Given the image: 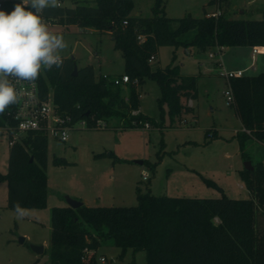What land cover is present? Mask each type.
Here are the masks:
<instances>
[{
	"label": "trees",
	"instance_id": "trees-1",
	"mask_svg": "<svg viewBox=\"0 0 264 264\" xmlns=\"http://www.w3.org/2000/svg\"><path fill=\"white\" fill-rule=\"evenodd\" d=\"M64 2L74 5L63 6ZM59 3L45 10L44 22L110 35L131 80L125 97L122 86L103 77L96 80L91 66L74 75L75 61L69 58H62L61 67L41 72L42 98L51 97L59 114L71 116L74 123L86 122L87 129H93L96 120L109 125L114 119L131 116L128 128L152 120L140 112L132 116L140 110L135 79L140 85L146 79L158 84L162 121L166 114L173 123L182 113L194 112L182 100L197 99V76L181 74L175 53L166 68L152 71L149 60L160 47L203 51L264 47V8L260 20H236L223 13L216 18L172 19L166 16L162 0H157L153 16L148 18L133 15V0ZM138 36L145 40L140 42ZM228 85L234 96L231 106L243 128L237 135L243 160L251 161L245 150L249 140L262 146L264 156V72L231 78ZM3 115L0 126L7 120ZM53 164L69 163L55 158ZM252 165L253 170L240 171L250 194L246 200L231 199L220 188L222 196L214 199L155 196L139 190L134 207H54L48 264H97V250L105 238L113 239L121 249L120 259L128 250L142 251L146 264H264V160ZM47 166L48 141L42 132L26 134L10 146L8 171L0 172V182L7 184L9 209L14 210L17 203L23 209L47 207Z\"/></svg>",
	"mask_w": 264,
	"mask_h": 264
},
{
	"label": "rangeland",
	"instance_id": "rangeland-1",
	"mask_svg": "<svg viewBox=\"0 0 264 264\" xmlns=\"http://www.w3.org/2000/svg\"><path fill=\"white\" fill-rule=\"evenodd\" d=\"M162 1L166 16L172 19L203 18L216 11L219 3L221 13L231 19L260 20L254 9L264 7V0ZM14 2L18 0H0V9L11 11ZM156 3L157 0H133V15L152 17ZM73 5L63 3V6ZM46 24L52 33L63 35L68 48L60 55L73 57L78 69L91 66L96 80L125 74L122 53L110 35L77 26ZM174 53L181 74L197 76V99L182 100L183 104L193 107L194 112L182 113L173 123L166 114L162 121L158 107L160 88L156 82L146 79L137 91L142 95L139 112L152 119L146 122L149 128H144L145 123L126 127L127 122H133L131 116H126L122 121L109 122L107 129L77 125L67 142L49 136L46 208L25 209L26 214L17 218L15 210L7 207V184L0 182V264H48L51 210L67 207L66 197H81L79 201H86L83 204L87 207H134L138 204L139 190L155 196L214 199L222 196L221 189L231 199L250 198L240 177L245 161L237 135L243 128L224 95L229 85L223 74L252 63L244 75L257 76L264 72V59L258 55L253 59L247 47L203 51L163 46L150 62L151 70L166 68ZM123 89L127 97V88ZM137 115L132 113V116ZM245 150L252 164L264 160L262 146L254 140L247 141ZM9 151V137L1 133L2 174L8 171ZM55 158H63L69 164L56 166ZM32 246H43L44 254H36ZM121 253L113 239L105 238L97 250V264H146L142 251L128 250L123 259H120ZM102 256L105 262L99 260Z\"/></svg>",
	"mask_w": 264,
	"mask_h": 264
},
{
	"label": "clouds",
	"instance_id": "clouds-1",
	"mask_svg": "<svg viewBox=\"0 0 264 264\" xmlns=\"http://www.w3.org/2000/svg\"><path fill=\"white\" fill-rule=\"evenodd\" d=\"M58 6L59 0H18L11 11L0 9V115L18 102L16 83L34 85L42 71L62 66L68 43L43 19L46 9ZM14 210L17 218L26 214L19 203Z\"/></svg>",
	"mask_w": 264,
	"mask_h": 264
},
{
	"label": "built area",
	"instance_id": "built-area-1",
	"mask_svg": "<svg viewBox=\"0 0 264 264\" xmlns=\"http://www.w3.org/2000/svg\"><path fill=\"white\" fill-rule=\"evenodd\" d=\"M61 3H59V6ZM2 4L0 3V8ZM221 14L220 5L218 3L216 11L208 13L207 17L216 18ZM126 24V23H124ZM138 40L143 42L145 38L143 36H138ZM219 50L221 48H218ZM254 53H257V49H254ZM212 57V55H211ZM156 56L150 58V62L155 60ZM224 77L229 81L231 78H240L244 76L243 71L227 72L223 74ZM104 79L111 80L115 85L126 87L130 82L128 75L123 74L119 77L110 78L109 76H103ZM15 83V82H14ZM137 87L140 86L138 79L133 81ZM17 89L20 91L21 95L16 104L9 107L5 111V116L7 120L4 126H0V132L6 133L9 137V145L13 146L14 143L22 140L26 134L32 132H42L46 138L49 136L54 140L61 142H67L70 138L72 131L76 130L77 125L87 127L86 122L81 121L74 123L71 116L59 114L56 107L52 101V98L43 99L38 80L35 84L30 83H16ZM229 105L234 103V96L231 88L224 93ZM141 93H139V99L141 98ZM133 114H139V111L132 112ZM4 115H0V120ZM107 124L101 120H96L93 129H105ZM149 124L145 123L144 128H149ZM147 178L146 175L143 177ZM101 262H105V257H100Z\"/></svg>",
	"mask_w": 264,
	"mask_h": 264
},
{
	"label": "water",
	"instance_id": "water-1",
	"mask_svg": "<svg viewBox=\"0 0 264 264\" xmlns=\"http://www.w3.org/2000/svg\"><path fill=\"white\" fill-rule=\"evenodd\" d=\"M72 60H74V58H71ZM78 72V67L76 65V63L74 64V75H76ZM139 164H143V162H137ZM244 169L246 170H253V165L251 163V161H245L244 163ZM66 201L68 204V207H71L73 209H78L83 205V202L76 200V199H72L70 197H66ZM24 241L23 238L20 239V242L22 243ZM33 251L38 254V255H43L45 252V249L43 246H32Z\"/></svg>",
	"mask_w": 264,
	"mask_h": 264
},
{
	"label": "crops",
	"instance_id": "crops-1",
	"mask_svg": "<svg viewBox=\"0 0 264 264\" xmlns=\"http://www.w3.org/2000/svg\"><path fill=\"white\" fill-rule=\"evenodd\" d=\"M264 7H260V8H255L254 10L257 12V16L258 17H261L262 18V14H261V10L263 9ZM252 10V9H250ZM245 12L244 11H241V14H244ZM247 49L251 50L252 52V58L255 59V56L258 55L259 57H261L262 59H264V47H255V48H250V47H247ZM254 49H257V53H254ZM219 51H222V48L219 50ZM223 66V64H222ZM252 66V63L250 65H244L242 67H236L235 69H233V71H230V72H235V71H243L244 74L245 72L251 68ZM76 199L78 200H81L82 201V198L81 197H76ZM84 204L86 203V201H83Z\"/></svg>",
	"mask_w": 264,
	"mask_h": 264
}]
</instances>
